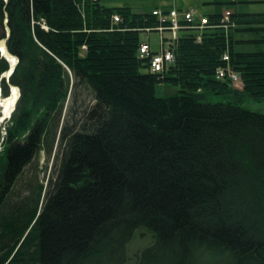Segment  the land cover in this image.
<instances>
[{"label":"trees","instance_id":"trees-1","mask_svg":"<svg viewBox=\"0 0 264 264\" xmlns=\"http://www.w3.org/2000/svg\"><path fill=\"white\" fill-rule=\"evenodd\" d=\"M120 1L0 0L21 87L0 149V264H264V112L243 105L264 101V48L183 32L151 73L140 28L156 16ZM232 15L262 34L264 11ZM227 49L243 89L215 75ZM162 81L179 91L157 94ZM138 230L151 239L131 256Z\"/></svg>","mask_w":264,"mask_h":264},{"label":"bare ground","instance_id":"bare-ground-1","mask_svg":"<svg viewBox=\"0 0 264 264\" xmlns=\"http://www.w3.org/2000/svg\"><path fill=\"white\" fill-rule=\"evenodd\" d=\"M158 6L160 7L161 5H158ZM155 8L152 7L151 9L154 10ZM176 8L180 9L181 7L178 6L177 4H175V9ZM189 8H191V7H189ZM192 8H194V7H192ZM229 11H230L231 18H232V21H233L230 25L226 24L225 22L222 21L223 15L226 14V13H229ZM196 12H197V18H198V22H197L198 26H196V27H188L185 30L178 31L177 32L176 44L178 43L182 33L183 32H188V31L192 32V34L195 37V40L197 42H199V41H201L203 39L204 31L207 30L209 27H213V26H218V27L221 26V27H223L225 29V32L227 33V35H229L231 30L234 31V38L237 39L236 34H238V32H239V31H237V28L240 27L239 26L240 24H238V22L235 21V19L232 17L233 15H232V11H231L230 8H226V9L223 10V12L221 13L217 23L211 22L210 16L208 14L210 12H208V13L201 12L198 8H197ZM113 16H114V19L116 21L122 19V17L119 14H117V13L113 14ZM202 18H206V21H202ZM6 20H7V18H6ZM140 29H141V31H140L141 34L145 33L146 29L143 30L142 27ZM5 30H6V33H7L6 36H2L0 38H7L8 39V37H9V35L11 33L10 25L8 23H6ZM141 40H144V39L141 38ZM147 40H149V39H147ZM0 43H1L0 47L2 48V52H0V53H1L2 56H6L8 54V52L5 51L6 48L3 45V43L2 42H0ZM176 44L174 46V53H175V47L177 46ZM85 46L86 45L84 44L83 47H85ZM260 46L262 48H264V43L262 45H260ZM222 54L223 55H222L221 65H219L217 67L216 71H215L216 77L218 79H220V80L227 79V80L230 81L231 85H234V76H233L232 73H235V74H238L240 76L242 84H243L242 74H240V72L235 68L234 64H232V62H231V54L229 53L228 49L225 50ZM139 56L142 57V58H146L145 57L146 54H140V50H139ZM8 58L11 60V62L14 63V62H16V60H18L19 56H17L16 54L13 53V54H10L8 56ZM14 69L15 68H12L11 64H10L9 68L6 71H4V73H2L3 75L0 77V120H3V119H6V118L10 117L12 112L15 110L14 107L17 106L16 104H17V102H18V100H19V98L21 96V87H20V85L15 84V83H13L10 80V77L12 76V73H13ZM221 70L224 72V74L221 75V77H220L218 74L221 72ZM146 71H150L151 73H156V71L152 70V68L148 67V65L146 66ZM158 72H163V71H158ZM3 76L5 77L6 81L8 82L9 87H11V88H9V92L7 94L4 93V87H3L2 82H1L2 81L1 79H2ZM235 87H237V86H235ZM237 88L238 89H243V88H239V87H237ZM63 114H64V112H63ZM59 137H60V135L58 133V137H57V140L55 142V146L58 143ZM3 142H2V144H0V149H1L2 145H3Z\"/></svg>","mask_w":264,"mask_h":264},{"label":"rangeland","instance_id":"rangeland-1","mask_svg":"<svg viewBox=\"0 0 264 264\" xmlns=\"http://www.w3.org/2000/svg\"><path fill=\"white\" fill-rule=\"evenodd\" d=\"M180 1L184 2V3H190L191 2L194 5H197V4L201 3L200 0H180ZM165 2H167V1L165 0V1L161 2L160 0H122V1L117 2V3L120 4V5H122V4H130L132 6L134 5V7L137 10H144V9L147 10L148 9V10L151 11V14H153L152 13L153 9H151V8L152 7L155 8L156 6L159 7L157 5L158 3L165 4ZM172 7H175V6H169V7L168 6H165V7L160 6L159 8H162L163 10H165L166 8L170 9ZM188 8L189 7L181 8V9L187 10ZM195 10L197 11L196 8H195ZM153 15L156 16L157 23L155 25H157L159 23V19H158L156 14H153ZM230 15L231 14H229V16ZM230 21H231L230 22V24H231L233 22L231 17H230ZM155 25H145V27H142V28H143V30H145L147 27L154 28ZM43 26L46 27L45 24H43ZM182 30H184V29H182ZM0 32L2 34L4 32V28L1 27L0 28ZM141 36L144 39L142 41H145V40L149 39V41L151 42L152 46L155 49H159L160 48V40H161V36L162 35H160L159 29H155V30H147L146 29L145 33H142ZM7 48L9 49L8 42H7ZM0 52H2V48L1 47H0ZM0 57H2L1 53H0ZM4 57L7 58L9 63L11 62V60L9 59L10 57L9 58L7 56H4ZM18 60H19V58H18ZM18 60H16L17 65H18ZM67 71H69V70H67ZM2 73H4V72L0 73V77L3 75ZM69 73H70V77H71V74H72L71 71H69ZM70 80H71V78H70ZM243 84H244V80H243ZM9 88H11V87H9ZM156 88H157V94H160V95L176 94L179 91L178 88L175 85H172L170 83L167 84L165 81L158 82V84L156 85ZM241 88H243V87H241ZM208 99L210 101H212V100L216 101V100L226 99V97L223 96V95H220V94H209L208 95ZM243 105L249 106L250 108H252L254 110L257 109V110H260V111L264 112V101H259V100H256V99L248 98V99L244 100ZM66 108H67V105L65 106V110H66ZM11 117L12 116L10 115L9 118L0 120V144H2V142L5 140V135H6V132H7L6 131L7 127H5V126L10 122ZM40 157L41 158L39 159V163L37 164V168L34 166V169L37 172V177H38L39 181L46 183L47 179H48L47 178L48 172L51 169V165H52V162H53V156H52V158L49 161L48 171H46L45 168H44V166L46 165L47 160H48V158L46 157L45 152H42ZM29 170H32L34 172L33 168H29ZM22 190L23 191L20 192V194H22V196H24L25 194L27 195L28 193H31V189H26V187H23ZM150 239H151L150 235H148L146 233H142L141 234V230H138L136 232V234H135V237L133 238V242L129 246L130 255L133 256V254L137 251V248L143 246L144 244H147L150 241ZM130 262H131V264H134V261H130Z\"/></svg>","mask_w":264,"mask_h":264},{"label":"built area","instance_id":"built-area-1","mask_svg":"<svg viewBox=\"0 0 264 264\" xmlns=\"http://www.w3.org/2000/svg\"><path fill=\"white\" fill-rule=\"evenodd\" d=\"M153 14H156L159 23L155 25L154 28L147 27V30L159 29L161 40L160 48L155 49L149 40L142 41L139 45L140 54H146L145 57H149L148 67L156 71H164L168 68V65L173 63L176 59L174 53V46L176 44L177 32L182 29H187L188 27L198 26L197 12L194 8L185 9H175L172 7L170 9L163 10L162 8L156 7L152 10ZM229 13L223 15L222 21L226 24H230ZM202 21H206V18H202ZM143 29V28H142ZM224 72L218 74L220 77ZM234 76V85L241 88L243 87L241 78L238 74L232 73Z\"/></svg>","mask_w":264,"mask_h":264},{"label":"crops","instance_id":"crops-1","mask_svg":"<svg viewBox=\"0 0 264 264\" xmlns=\"http://www.w3.org/2000/svg\"><path fill=\"white\" fill-rule=\"evenodd\" d=\"M165 1V0H160ZM165 4L158 3L157 5H161L163 7L165 6H175L177 4L181 8H186V7H194L198 8L201 12H223L224 9L230 8L232 11H234L235 14H240V12H251V11H256V12H261L264 11V0H200L201 3L194 5L191 2L190 3H184L181 2L180 0H166ZM251 32V31H249ZM262 33L261 35H254L252 33H247L243 30L241 32H238L236 34V37L238 38V45L239 47H243L246 49L252 48V47H258L262 45L263 43L261 41H252V42H245L241 40L242 38H255L259 37L262 38L264 36V28L260 30ZM241 40V41H240Z\"/></svg>","mask_w":264,"mask_h":264},{"label":"water","instance_id":"water-1","mask_svg":"<svg viewBox=\"0 0 264 264\" xmlns=\"http://www.w3.org/2000/svg\"><path fill=\"white\" fill-rule=\"evenodd\" d=\"M10 33V32H9ZM0 42H2L3 43V45L5 46V51L6 52H8V54L10 55V54H13L12 52H10L9 51V49L7 48V38H0ZM0 45H1V43H0ZM8 54L6 55L7 57H8ZM11 63V67L12 68H14L16 65H17V62H10ZM14 108H16V106L14 107Z\"/></svg>","mask_w":264,"mask_h":264}]
</instances>
